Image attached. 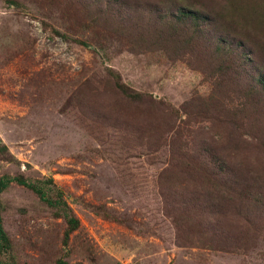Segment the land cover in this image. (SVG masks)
<instances>
[{"label":"rangeland","instance_id":"374dc122","mask_svg":"<svg viewBox=\"0 0 264 264\" xmlns=\"http://www.w3.org/2000/svg\"><path fill=\"white\" fill-rule=\"evenodd\" d=\"M248 1L0 0V177L51 178L80 224L63 247V218L11 181L0 201L17 264H264V102L212 45L248 33L250 60L263 56L264 0ZM177 7L208 14L204 35L160 26ZM185 150L224 176L204 183ZM196 192L212 202L197 232L179 230L164 197Z\"/></svg>","mask_w":264,"mask_h":264},{"label":"trees","instance_id":"16d2710c","mask_svg":"<svg viewBox=\"0 0 264 264\" xmlns=\"http://www.w3.org/2000/svg\"><path fill=\"white\" fill-rule=\"evenodd\" d=\"M255 1L256 0H250V2H248L251 5H255ZM159 21L160 26L165 25L168 30H171L174 33L182 31V29L185 28L192 35H194V32L204 35L203 27H208L211 23V19L208 14L194 11L185 7H177L171 13L163 12L160 15ZM160 32L163 33V30L160 29ZM223 33L224 38L220 37L219 39L215 40V44L212 45L215 46L216 51L222 53L225 61L226 71L237 70V68H239L240 71L236 76V78L239 79L238 83L240 85V87L238 86V89L242 88L243 93L248 95L246 97L251 98V100L258 105H262L264 102V46L261 44V47L258 48V51L262 52L263 56H257L258 61L255 63L250 60V52H245V50L248 49L249 43H246V41L249 40L248 33L240 37H238L236 34H232L230 31L225 32L223 30ZM54 35L66 42L70 41V38L66 34H60L59 32L55 31ZM72 41L76 44L89 47L85 42L76 39H73ZM247 66L251 68H245ZM244 78H251L249 85L241 82V80ZM115 87L126 98L132 101H139L142 98L140 93L129 90L119 80L115 82ZM182 154L183 161L187 162L184 165L185 167L194 165L196 157L199 158L198 162L200 167L197 169V173L204 183H212L213 179H217L219 176H224L225 174V171L221 165L216 171L214 166H212L209 162H205V153H203L201 150L199 152L185 150ZM6 155H8L9 158H6ZM0 158L12 160L4 145H0ZM182 168L184 167L182 166ZM174 175L175 172H169L162 176V179H168L171 181L174 180ZM11 181H14L19 186L25 187L26 189L32 191L42 203L51 208L54 217L63 218L66 228L63 232L61 241L63 247H67L69 245L71 235L79 229L80 224L78 219L72 214V210L68 206L66 200L63 198V194L54 186L51 178H45L43 180H31L22 176L9 177L8 175H4L0 177V194H2L9 187ZM226 191L236 193L235 190ZM196 193L197 194L195 195L194 201H190L189 198L191 197L186 195L182 200H177V198H175V204H172L164 197V206L167 211L173 207L174 214L171 215L173 216V221L179 230H194L190 226L194 220V217H196V215L203 216L207 213L208 205L212 202V199L209 198L207 192ZM175 221H180V223H176ZM196 230L193 232H197ZM82 247L85 251L88 250L86 245H83ZM10 253L11 242L3 226L2 204L0 201V264H17ZM58 264L67 263L59 260Z\"/></svg>","mask_w":264,"mask_h":264}]
</instances>
